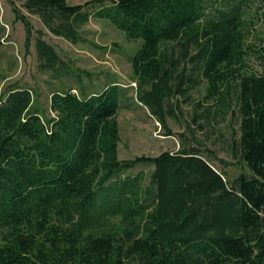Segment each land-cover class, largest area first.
Wrapping results in <instances>:
<instances>
[{
    "label": "trees",
    "instance_id": "16d2710c",
    "mask_svg": "<svg viewBox=\"0 0 264 264\" xmlns=\"http://www.w3.org/2000/svg\"><path fill=\"white\" fill-rule=\"evenodd\" d=\"M252 2L23 0L73 43L85 40L92 4L141 40L129 58L165 135H177L167 118L181 114L170 99L190 100L205 81V97L239 120L241 171L184 142L121 158L119 81L90 93L54 89L48 107L11 84L0 96V264H264V36L247 15ZM15 9L30 44L33 24ZM36 45L43 69L68 71L41 30ZM201 106L194 120L210 113ZM141 162L154 165L148 177L126 173Z\"/></svg>",
    "mask_w": 264,
    "mask_h": 264
},
{
    "label": "rangeland",
    "instance_id": "374dc122",
    "mask_svg": "<svg viewBox=\"0 0 264 264\" xmlns=\"http://www.w3.org/2000/svg\"><path fill=\"white\" fill-rule=\"evenodd\" d=\"M67 1L77 4L87 0ZM15 8L25 13L33 24L34 37L30 44H27V28ZM87 9L91 15L82 27L85 40L73 43L49 30L39 15L30 13L23 6V0H0V96L11 84L28 86L36 90L38 102L48 107L54 89L84 88L90 93L116 80L126 86L118 111L121 158L157 155L166 149L174 150L184 142L214 149L219 157L231 162L229 172L233 176L238 174L241 164L236 161L233 144L239 136V120L231 110L218 109L215 101L205 97L206 82L191 90L190 100L180 95L170 99L182 112L179 111V118H167L168 125L177 135H165V127L152 114L153 108L138 93L136 81L139 78L129 58L139 48L141 40L128 39L126 33L111 21L97 16L93 4ZM247 15L255 22V29L264 36V0H253ZM38 30L57 49L68 70L66 73L56 74L41 67L36 45ZM197 101L202 102L199 113L207 107L210 113L194 120V104ZM153 168V164L141 162L126 173L145 172L148 177Z\"/></svg>",
    "mask_w": 264,
    "mask_h": 264
}]
</instances>
